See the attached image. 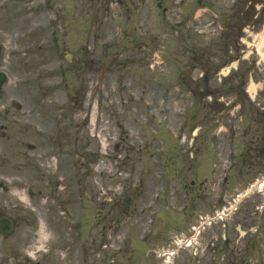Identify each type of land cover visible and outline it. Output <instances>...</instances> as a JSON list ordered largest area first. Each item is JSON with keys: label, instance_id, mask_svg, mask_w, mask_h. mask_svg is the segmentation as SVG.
I'll use <instances>...</instances> for the list:
<instances>
[{"label": "rangeland", "instance_id": "374dc122", "mask_svg": "<svg viewBox=\"0 0 264 264\" xmlns=\"http://www.w3.org/2000/svg\"><path fill=\"white\" fill-rule=\"evenodd\" d=\"M263 32L264 0H0V264L76 263L80 212L85 264H264ZM50 175L82 210L36 212Z\"/></svg>", "mask_w": 264, "mask_h": 264}, {"label": "water", "instance_id": "95a60500", "mask_svg": "<svg viewBox=\"0 0 264 264\" xmlns=\"http://www.w3.org/2000/svg\"><path fill=\"white\" fill-rule=\"evenodd\" d=\"M4 79H5V75L2 72H0V84L4 81ZM10 225L11 222L7 218L5 217L0 218V228L4 233L8 232Z\"/></svg>", "mask_w": 264, "mask_h": 264}, {"label": "bare ground", "instance_id": "6f19581e", "mask_svg": "<svg viewBox=\"0 0 264 264\" xmlns=\"http://www.w3.org/2000/svg\"><path fill=\"white\" fill-rule=\"evenodd\" d=\"M261 46H264V32L262 33V35L260 36V40L258 42V50H259V54L260 56L264 59V51L261 50ZM254 89V85L251 84V87ZM225 264H229L228 262H224Z\"/></svg>", "mask_w": 264, "mask_h": 264}]
</instances>
